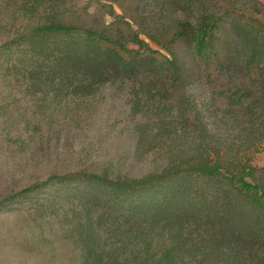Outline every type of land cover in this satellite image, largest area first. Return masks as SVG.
Returning <instances> with one entry per match:
<instances>
[{"label":"trees","instance_id":"obj_1","mask_svg":"<svg viewBox=\"0 0 264 264\" xmlns=\"http://www.w3.org/2000/svg\"><path fill=\"white\" fill-rule=\"evenodd\" d=\"M247 5L264 9L261 0H0V95L61 105L120 81L141 117L135 152L169 154L157 172L79 169L15 196H67L83 264H264V166L240 150L221 155L179 56L186 48L208 85L226 72L245 78L217 86L206 105L239 124L259 113L263 124L264 18ZM177 133L187 141L179 150L165 143Z\"/></svg>","mask_w":264,"mask_h":264},{"label":"rangeland","instance_id":"obj_2","mask_svg":"<svg viewBox=\"0 0 264 264\" xmlns=\"http://www.w3.org/2000/svg\"><path fill=\"white\" fill-rule=\"evenodd\" d=\"M87 1L78 0L79 6ZM140 7L149 10L142 4ZM243 11L264 18V9L259 12L247 5ZM4 39L0 33V44ZM179 50L189 70L184 84L217 137L221 155L234 160L240 150L252 156L253 165L264 166V123L260 114L248 116L239 124L235 117H225L222 106L211 110L206 105L217 86L239 85L247 82L245 78L226 72L214 76L213 84L208 85L202 78L206 72L194 67L186 48ZM0 105L6 108L0 110V264H83L67 196L57 200L52 189L46 190L50 194L47 203L38 201L35 194L15 196L53 174L79 169L110 168L131 176L157 172L167 165L169 152L143 156L135 152L141 117L131 112V96L120 81L107 83L101 93L77 103L44 104L40 95H0ZM159 126L162 130L173 127L168 123ZM177 134L165 143L173 142L170 146L179 150V145L187 141Z\"/></svg>","mask_w":264,"mask_h":264}]
</instances>
